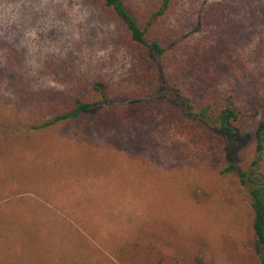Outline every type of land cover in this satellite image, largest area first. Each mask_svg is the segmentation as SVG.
I'll return each instance as SVG.
<instances>
[{
  "label": "rangeland",
  "instance_id": "1",
  "mask_svg": "<svg viewBox=\"0 0 264 264\" xmlns=\"http://www.w3.org/2000/svg\"><path fill=\"white\" fill-rule=\"evenodd\" d=\"M158 1L125 0L142 28ZM153 28L162 57L88 0H0V215L30 229L29 263L259 264L238 171L256 156L264 114L246 111L233 139L209 145L179 111L183 91L199 102L231 94L243 109L263 101L264 0H177ZM219 43L233 57L203 64ZM96 85L139 89L141 115L101 126L89 114L33 136L28 124L52 118L56 100ZM48 190L60 202L42 203ZM54 217L73 226L82 253L61 247L58 227L49 233ZM10 237L15 252L0 238V261L23 252Z\"/></svg>",
  "mask_w": 264,
  "mask_h": 264
},
{
  "label": "trees",
  "instance_id": "2",
  "mask_svg": "<svg viewBox=\"0 0 264 264\" xmlns=\"http://www.w3.org/2000/svg\"><path fill=\"white\" fill-rule=\"evenodd\" d=\"M92 4L101 6L108 10L117 18L123 21L126 26L127 39L140 48L146 49L152 55L162 57L168 52L167 47L162 43V38L157 31H154L153 24L158 17L165 16L177 0H159L158 7L152 14L149 25L151 27L142 28L138 24L136 18L130 12L125 0H88ZM225 45V44H224ZM226 46V45H225ZM222 45L219 43L214 47L208 55L213 57H204L203 64H209L207 61L215 58H223L227 55L232 56L225 50H221ZM233 57V56H232ZM206 59V60H205ZM145 64L142 65V68ZM109 88V87H108ZM105 90L104 87L94 86L93 92L89 96H85L78 101L73 102V96H68L60 100H56L57 112L52 118L45 120L38 126L35 124H28L31 128L33 136L39 135V130H51L54 127L62 124L76 122L83 116L89 114H98L99 125H108L110 121L119 122L120 119H125L127 116L136 117L141 115L138 112V107L141 105V95L137 88L126 90L125 95L122 93H114L110 89ZM181 91V90H179ZM120 92V91H119ZM182 106L180 113L182 117L195 122L199 126L200 131L194 136V141L199 143H208L209 145L216 140L224 143L227 140L233 139L246 118L245 112L252 109H257L255 114L251 113V117H256L259 114H264V96L263 101L256 100L251 107L243 109L238 105V102L233 95L219 98H207L199 102L191 94L183 91ZM46 106H50L47 104ZM182 110V112H181ZM137 111V112H136ZM178 116V115H177ZM35 120V116H31ZM30 132V133H31ZM22 136L19 130L15 135L11 136L12 141ZM237 166L231 165L225 169L226 172L236 170ZM239 184L246 197V201L252 211L253 221L252 228L254 234V257L259 264H264V124L258 132L256 139V156L245 168L238 171ZM38 195L41 193L37 192ZM42 207V205H40ZM0 215V238L5 242V249L7 252H15L11 246V237L15 236L16 240L20 242L23 251L15 260H1L0 264H23L27 260L26 250L27 243L34 242L30 237V229L22 228L21 226H5L1 222ZM51 221L50 231L57 232V227L60 230L59 237L61 247H70L73 251V245L79 242V239L73 240V226L63 225L56 217L49 219ZM60 224V225H59ZM63 225V226H62ZM62 226V227H61ZM51 234V233H50ZM52 235V234H51ZM15 240V239H14ZM15 240V241H16ZM148 239L143 240L147 242ZM16 241V242H17ZM29 241V242H27ZM150 242H153L152 240ZM83 244H77L78 251ZM86 252V251H85ZM82 253V252H81ZM68 254H65L67 258ZM73 256V252H72ZM88 258V256H87ZM9 261V262H8ZM29 263V262H28ZM63 260V264H64ZM32 264V263H29Z\"/></svg>",
  "mask_w": 264,
  "mask_h": 264
},
{
  "label": "crops",
  "instance_id": "3",
  "mask_svg": "<svg viewBox=\"0 0 264 264\" xmlns=\"http://www.w3.org/2000/svg\"><path fill=\"white\" fill-rule=\"evenodd\" d=\"M43 197H44V199L41 201L42 203H49V205H51V204H53L54 202H60L58 199H60L61 198V195L60 194H58V192L55 190V191H50V190H48V194H46V192L44 191L43 192ZM50 198V197H52L53 199L52 200H47L46 198ZM56 198V199H55ZM55 205V204H54Z\"/></svg>",
  "mask_w": 264,
  "mask_h": 264
}]
</instances>
